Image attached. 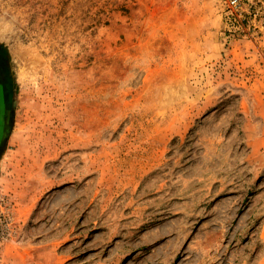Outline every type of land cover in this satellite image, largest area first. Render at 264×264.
Returning <instances> with one entry per match:
<instances>
[{
  "label": "rangeland",
  "instance_id": "obj_1",
  "mask_svg": "<svg viewBox=\"0 0 264 264\" xmlns=\"http://www.w3.org/2000/svg\"><path fill=\"white\" fill-rule=\"evenodd\" d=\"M0 0V264H264V0Z\"/></svg>",
  "mask_w": 264,
  "mask_h": 264
},
{
  "label": "built area",
  "instance_id": "obj_2",
  "mask_svg": "<svg viewBox=\"0 0 264 264\" xmlns=\"http://www.w3.org/2000/svg\"><path fill=\"white\" fill-rule=\"evenodd\" d=\"M230 5L235 6L236 5V0H231L230 1Z\"/></svg>",
  "mask_w": 264,
  "mask_h": 264
}]
</instances>
